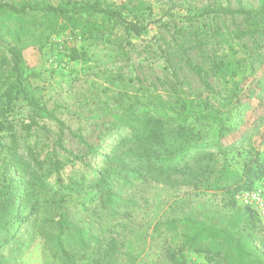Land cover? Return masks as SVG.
Returning <instances> with one entry per match:
<instances>
[{
  "label": "rangeland",
  "instance_id": "1",
  "mask_svg": "<svg viewBox=\"0 0 264 264\" xmlns=\"http://www.w3.org/2000/svg\"><path fill=\"white\" fill-rule=\"evenodd\" d=\"M45 1L57 4L61 0ZM146 1L152 8L153 22L140 35L125 34L117 28L114 41L104 43L81 37L77 31H66L50 38L43 55L25 46L27 37L22 35L21 56L38 73L33 82L40 88L42 102L53 109L63 125L60 129L57 122L35 118L24 102L14 101L8 113V119H14V128L0 131V169L9 168L11 163L13 135L18 156L26 165L24 177L36 173L49 187L38 194L39 208L31 220L15 232L16 244L12 242L0 252L12 259L11 264H60L49 239L61 210L68 212L76 226L98 236L102 246L108 244L117 261L130 264H171L165 247L173 234L164 231L161 221L192 215L218 225L228 213L224 205L228 196L204 186L195 189L135 182L122 191L124 202L114 214L102 208L99 200H90L87 185L96 176V169L103 166V155L109 153L120 135L128 133V128L114 118L124 117L127 108L156 115V97L166 106L173 105L178 97H187L193 103L202 101L219 108L224 126L237 120L249 125L253 122L259 129L264 126V110L256 108L253 100L255 95L263 96L256 84L264 86V31L258 29L236 39L234 30L251 25L243 16L187 18L189 10L205 5L255 10L258 0ZM13 25L8 27L9 34L0 32V58H7L6 48L14 45L12 36L17 32ZM226 30L232 35L230 45L221 39L220 34H228ZM195 66L209 88L195 73ZM189 126L207 142L215 139L219 127L209 118L196 116L189 119ZM60 131L63 147L78 153L79 160L66 161L67 154L57 144ZM253 139L256 146L258 135ZM223 141L234 142L239 151L251 145H242L244 140L238 139L237 133L224 136ZM257 148L264 162V142ZM212 150L217 151L215 147ZM237 152L227 156L232 163L239 161ZM54 159L62 163L58 171L50 167ZM71 180L83 182L85 192L57 202L56 185ZM257 237L264 242L260 232ZM71 247L79 249L80 264L92 262L90 248L83 253L77 244ZM186 260L187 264H226L220 257L192 252L186 253Z\"/></svg>",
  "mask_w": 264,
  "mask_h": 264
},
{
  "label": "trees",
  "instance_id": "2",
  "mask_svg": "<svg viewBox=\"0 0 264 264\" xmlns=\"http://www.w3.org/2000/svg\"><path fill=\"white\" fill-rule=\"evenodd\" d=\"M187 14L191 20L217 14L243 16L250 21L251 28L234 30L236 39L258 29L264 31V0H258L255 10L205 5L198 10H189ZM152 22V8L146 0H61L57 4L45 0H0V32L9 34L11 23L17 32L12 36L14 45L6 48L8 57L0 58V131L14 128V119H8L14 101L24 102L35 118L57 122L60 129L63 125L53 109H48L42 102L40 88L33 82L38 73L21 56V48L24 47L22 35L27 37L25 46H31L43 55L50 38L66 31H77L81 37L94 42L110 43L114 41L117 28L125 34L140 35ZM220 35L230 45V32ZM193 68L209 88L200 69ZM256 86L261 89L263 98L264 86L260 82ZM256 96L254 106L262 111L264 98L258 96V100ZM156 100L159 107L156 115L127 108L124 117L114 116L128 128V133L120 135L109 153L103 155V166L96 169V176L87 185L91 191L90 200H99L102 208L114 214L116 207L124 202L122 191L135 182H154L169 187L191 186L195 189L204 186L219 190L228 196L224 204L228 213L218 225L192 215L156 223L173 234L165 247L167 260L171 264H187L186 253L192 252L210 258L220 257L226 264H264V242L257 237L258 232L264 235L260 221L252 208L237 204L233 197L264 177V162L257 148L264 142V126L259 129L253 122L249 125L240 120H237L238 124L236 121L224 126L219 108L202 101L193 103L187 97H178L173 105L168 106L160 97ZM222 100L227 103L225 98ZM193 116L209 118L218 124L212 142L201 140L200 133L189 126V119ZM32 122L35 121L32 119ZM246 123L249 127L243 130ZM234 133L238 139L244 140L242 145H251L239 151L234 142L224 143V136ZM255 135L259 138L256 146L252 143ZM61 138L62 131L57 144L67 154L66 161L79 160L81 156L78 153L63 147ZM11 139V163L9 168L0 169V252L12 242L16 244L15 232L31 220L39 208L38 194L49 188L36 173H30L29 178L24 177L26 165L18 156L13 135ZM78 139L85 142L80 135ZM232 151H238L239 161L234 162L236 169L227 157ZM50 167L58 171L62 163L54 159ZM84 186L83 182L76 180L65 185L58 183L55 189L59 194L57 202L66 196L85 192ZM59 208L62 209L60 205ZM54 227L55 232L49 240L60 264H80L79 249L71 247L73 243L83 253L90 248L94 257L90 264H130L117 261L108 244L102 246L98 236L89 235V229L76 226L65 210H61ZM11 260L0 253V264H11Z\"/></svg>",
  "mask_w": 264,
  "mask_h": 264
},
{
  "label": "built area",
  "instance_id": "3",
  "mask_svg": "<svg viewBox=\"0 0 264 264\" xmlns=\"http://www.w3.org/2000/svg\"><path fill=\"white\" fill-rule=\"evenodd\" d=\"M234 200L237 204L249 206L255 211L264 233V177L250 189L237 192L234 195Z\"/></svg>",
  "mask_w": 264,
  "mask_h": 264
}]
</instances>
